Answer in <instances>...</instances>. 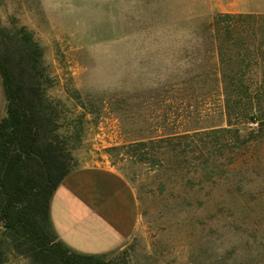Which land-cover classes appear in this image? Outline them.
<instances>
[{
  "label": "rangeland",
  "instance_id": "1",
  "mask_svg": "<svg viewBox=\"0 0 264 264\" xmlns=\"http://www.w3.org/2000/svg\"><path fill=\"white\" fill-rule=\"evenodd\" d=\"M139 4L0 0L2 25L26 27L43 49L52 81L48 96L61 102L60 132L75 147L73 170L113 168L136 195L135 231L105 260L264 264V141L247 153L226 146L222 135H205L228 127L224 80L211 75L215 60L202 34L216 13L195 9L188 16V9H177L173 16H144ZM253 14L264 16V8ZM150 19L193 22L144 21ZM250 73L234 82L263 83L261 67ZM212 89L217 93L210 95ZM250 123L240 125L243 137L260 130ZM187 129L201 135L172 141L174 154L163 162H141L132 148L141 139ZM167 146L159 144V153ZM231 151L241 155L235 163ZM0 251L2 264H31L5 243Z\"/></svg>",
  "mask_w": 264,
  "mask_h": 264
},
{
  "label": "trees",
  "instance_id": "2",
  "mask_svg": "<svg viewBox=\"0 0 264 264\" xmlns=\"http://www.w3.org/2000/svg\"><path fill=\"white\" fill-rule=\"evenodd\" d=\"M202 34L209 42L206 53L215 60L211 75L224 80L228 126L205 135H222L226 146L237 144L240 150L252 153L264 141V16L219 13ZM252 67H261L263 83L234 82L251 76ZM0 76L7 102L6 116L0 121V249L5 243L31 264H117L106 261V255L72 251L54 232L50 204L74 169L75 147L60 132L61 102L48 96L52 81L43 63L42 47L26 27H5L1 19ZM227 79L233 81L227 83ZM214 93L216 89L210 95ZM254 121L260 130L243 137L240 125ZM190 131L147 137L132 148L141 162H163L174 154L172 141L201 135L194 131L191 136ZM161 143L168 146L159 153ZM238 152L230 153L233 163L241 157ZM3 262L0 251V264Z\"/></svg>",
  "mask_w": 264,
  "mask_h": 264
},
{
  "label": "crops",
  "instance_id": "3",
  "mask_svg": "<svg viewBox=\"0 0 264 264\" xmlns=\"http://www.w3.org/2000/svg\"><path fill=\"white\" fill-rule=\"evenodd\" d=\"M136 1L140 2L138 6L144 10V16H173L177 15V9H188L185 12L188 16L198 12L207 15L253 14L264 8V0ZM152 9L157 11L151 12ZM195 9L201 10L197 12ZM144 21L193 22L186 19ZM6 111L0 76V121ZM50 219L58 239L72 251L83 255H107L120 249L133 235L138 220V203L122 174L113 168L83 164L57 188L50 204Z\"/></svg>",
  "mask_w": 264,
  "mask_h": 264
},
{
  "label": "built area",
  "instance_id": "4",
  "mask_svg": "<svg viewBox=\"0 0 264 264\" xmlns=\"http://www.w3.org/2000/svg\"><path fill=\"white\" fill-rule=\"evenodd\" d=\"M250 129H256L259 127V124L257 122H252L249 124Z\"/></svg>",
  "mask_w": 264,
  "mask_h": 264
}]
</instances>
